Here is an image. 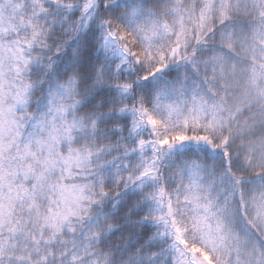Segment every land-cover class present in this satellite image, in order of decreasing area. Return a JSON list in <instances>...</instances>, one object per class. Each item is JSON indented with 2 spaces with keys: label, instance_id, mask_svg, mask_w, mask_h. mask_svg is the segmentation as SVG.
Instances as JSON below:
<instances>
[{
  "label": "snow or ice",
  "instance_id": "6c2138e0",
  "mask_svg": "<svg viewBox=\"0 0 264 264\" xmlns=\"http://www.w3.org/2000/svg\"><path fill=\"white\" fill-rule=\"evenodd\" d=\"M0 264H264V0H0Z\"/></svg>",
  "mask_w": 264,
  "mask_h": 264
}]
</instances>
